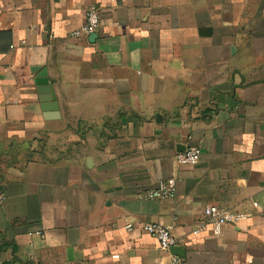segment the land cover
<instances>
[{
	"label": "crops",
	"instance_id": "1",
	"mask_svg": "<svg viewBox=\"0 0 264 264\" xmlns=\"http://www.w3.org/2000/svg\"><path fill=\"white\" fill-rule=\"evenodd\" d=\"M207 205L252 217L194 236ZM146 222L181 264H264V0H0V264H154Z\"/></svg>",
	"mask_w": 264,
	"mask_h": 264
},
{
	"label": "built area",
	"instance_id": "2",
	"mask_svg": "<svg viewBox=\"0 0 264 264\" xmlns=\"http://www.w3.org/2000/svg\"><path fill=\"white\" fill-rule=\"evenodd\" d=\"M100 24V8L95 4H91L85 11V22L78 28L71 31V37H79L82 35L94 33ZM200 148L195 143H190L184 150L174 155L176 165H193L199 161ZM176 179L169 177L167 179L158 180L152 188L143 193L144 198L164 199L172 197L175 193ZM255 210H261L263 206L256 202H252ZM204 218L196 222L191 234L196 236L208 230L213 236H218L224 225L229 224L236 228H242L247 225L248 220L252 217V212H236L226 207H218L215 205H207L203 209ZM131 224H126L129 229ZM143 230L150 233L157 239L158 250L161 256L157 257L154 264H181L182 258L177 254H173L170 248L178 246L180 240L171 233L170 226L146 222L142 226Z\"/></svg>",
	"mask_w": 264,
	"mask_h": 264
},
{
	"label": "water",
	"instance_id": "3",
	"mask_svg": "<svg viewBox=\"0 0 264 264\" xmlns=\"http://www.w3.org/2000/svg\"><path fill=\"white\" fill-rule=\"evenodd\" d=\"M37 78L35 79V82L42 87L39 89L41 93L44 95V99H50V102L52 103L55 99L52 94V89L50 88L49 81L47 79V71L46 69H37ZM51 107L56 108L55 104H52ZM171 253L177 254L179 256H182L184 254L183 252V247L178 245V246H173L170 248Z\"/></svg>",
	"mask_w": 264,
	"mask_h": 264
}]
</instances>
